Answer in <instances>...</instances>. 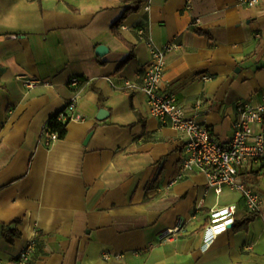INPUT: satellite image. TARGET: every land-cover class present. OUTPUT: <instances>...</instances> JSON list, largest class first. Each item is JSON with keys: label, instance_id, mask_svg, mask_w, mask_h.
I'll return each mask as SVG.
<instances>
[{"label": "crops", "instance_id": "1", "mask_svg": "<svg viewBox=\"0 0 264 264\" xmlns=\"http://www.w3.org/2000/svg\"><path fill=\"white\" fill-rule=\"evenodd\" d=\"M124 7L0 0V264H16L32 239L28 264H264V165L240 168L262 197L257 216L203 249L210 209L234 204L235 222L249 212L239 193L207 189L203 172L173 182L186 136L150 114L140 89L148 40L179 45L161 90L229 142L237 102L264 98V0H145L117 27L120 40L111 26ZM28 77L47 85L28 88ZM70 99L78 118L46 145L44 125ZM253 129L264 133V117ZM5 230L19 235L8 242Z\"/></svg>", "mask_w": 264, "mask_h": 264}, {"label": "built area", "instance_id": "2", "mask_svg": "<svg viewBox=\"0 0 264 264\" xmlns=\"http://www.w3.org/2000/svg\"><path fill=\"white\" fill-rule=\"evenodd\" d=\"M257 1L241 0V3L252 5ZM148 42L151 57L144 65L140 89L146 97L150 114L183 132L186 136L181 149V169L173 182L180 179L185 171L203 172L207 177V189L221 194L224 189L229 188L240 194L248 212H258L263 202L262 197L246 183L240 174V168L250 161L264 165V133L253 129L254 124L263 121L264 98L258 103L237 102V118L232 137L229 142L220 143L210 127L201 124L195 116L187 115L172 93L161 90L167 55L178 49L179 45L158 46L151 39ZM79 82L77 76H72L68 81L73 86L78 85ZM25 84L28 88H34L47 85V82L39 78L28 77L25 79ZM75 106V99L67 100L63 108L55 114L56 119L64 125L70 120L77 119L78 117L74 115ZM41 138L46 145L60 139L58 132L53 130L48 122L41 131ZM235 212L234 204L210 209L209 222L203 229V249L210 246L218 233L229 229L234 224ZM179 230L180 226L169 228L164 239L171 238ZM34 248L35 240L32 239L21 249L15 263L28 264ZM103 257L109 258L110 255L103 253Z\"/></svg>", "mask_w": 264, "mask_h": 264}, {"label": "trees", "instance_id": "3", "mask_svg": "<svg viewBox=\"0 0 264 264\" xmlns=\"http://www.w3.org/2000/svg\"><path fill=\"white\" fill-rule=\"evenodd\" d=\"M125 3L124 11L121 14V16L112 24L111 30L115 36H117L120 40H123L117 33L116 29L117 27L132 13L138 12L143 4L145 3V0H121ZM132 55H128L121 63L120 67H122L123 64H125ZM119 67V68H120ZM48 123L50 127L57 131L59 134V137L62 138L66 133V125L62 124L56 119V115L54 114L49 120ZM257 216V212H249L244 218H242L239 221H234V226L236 230L241 229H247L248 224L251 220H253ZM4 236L7 239L8 242H12L13 238L15 236H18L19 233L16 230H5Z\"/></svg>", "mask_w": 264, "mask_h": 264}, {"label": "water", "instance_id": "4", "mask_svg": "<svg viewBox=\"0 0 264 264\" xmlns=\"http://www.w3.org/2000/svg\"><path fill=\"white\" fill-rule=\"evenodd\" d=\"M108 51L107 47L103 44H100L96 47L95 49V53L98 54L99 56H103L104 54H106ZM107 116V112L104 109L99 110L97 118L98 119H103ZM91 134L89 133L87 138H89ZM233 225V224H232ZM232 225L230 227H232Z\"/></svg>", "mask_w": 264, "mask_h": 264}]
</instances>
